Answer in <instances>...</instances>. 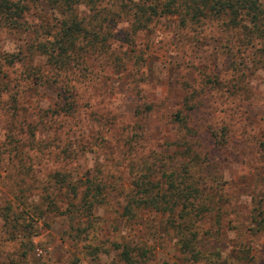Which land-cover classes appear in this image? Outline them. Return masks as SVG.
Returning a JSON list of instances; mask_svg holds the SVG:
<instances>
[{
    "label": "trees",
    "instance_id": "obj_1",
    "mask_svg": "<svg viewBox=\"0 0 264 264\" xmlns=\"http://www.w3.org/2000/svg\"><path fill=\"white\" fill-rule=\"evenodd\" d=\"M45 8L51 12L43 11ZM38 13L42 14L45 23H38L36 35L27 43L24 57L29 55L32 58L41 54L47 58L46 65L35 66L32 62L28 63L22 72L21 83L13 85V103L9 107L11 111L6 110V116L17 120L20 135L9 136V140L0 146V153L17 157L21 170L28 175L32 174V179L38 183L35 187L40 192L41 205L27 203L25 194V200L18 207L11 200H6L3 206L0 205V216L8 227L6 232L9 233L11 225L13 239L19 238L20 248H23L5 264H42L32 261L26 251L27 247L35 248L34 241L27 237L38 235L39 229L33 223L21 221L27 220L29 214L32 220H36L31 213L38 208V214L43 216L48 212L64 210L62 213L69 217L70 222L69 236L73 240L85 242L83 252L91 257L92 262H98L104 253H113L115 264H257L255 257L251 255V243L239 242L236 245L238 248L228 255H224L221 249H206V244L218 240L221 229L231 222L226 219L230 214L227 210L230 204L227 203L231 201L225 195L220 175L213 177L211 186L206 185L202 189L199 186L202 175L195 170L197 167L215 165L220 151H230L229 145L235 140V134L244 142L258 140L260 155L264 159V134L259 135L258 129L249 128L248 121L240 119L243 123L238 134L229 127L224 116H217L216 122L212 123L204 119L200 122L198 118L200 124H194L201 104L198 88L201 89L200 92H204L211 85L209 90L225 104L223 98L228 90H242L235 82H215L210 75L200 72L198 81L190 85L184 98L187 113L184 115L181 110L175 113L174 119L167 118L168 122H176L179 127L177 146L183 148L180 154L185 158L184 163L170 167L163 161L160 168L154 167V162L159 161V158H150L153 154H158V151L151 148L149 154L141 156L144 161L142 164L131 162L129 166L131 191L123 195L125 203L120 217L128 223L148 210L155 217L163 216V219L157 225L148 224L142 229L137 228L141 226L139 223L137 226L133 225L130 228L133 235L124 233L115 240L107 238V246L103 241L92 240L89 234L95 230L102 234V223L97 210L107 204L110 190L115 185L109 178L100 175L83 181L82 177L77 179L74 176L78 168H71L68 162L72 155L73 158H78V152L74 153L69 147L60 149L59 144H54L58 139V129L54 122H60L58 118L61 116L66 119L76 118L77 121L80 113L77 83L80 78L93 74L87 62V53L113 55L108 39L114 36L115 29L122 20L131 23L127 36L129 39L150 30L153 23L163 16H177L180 28L187 32L189 38L197 37L198 40L207 25L217 24L225 33H222L223 40L217 47V53L229 59L236 58L230 64L235 74L246 75L248 68L244 71V66H241L243 58H247L256 69L264 70L262 0H0V26L25 31L30 26V16ZM118 59L119 57L116 58ZM17 61H22V57L19 56ZM9 62L13 64L15 60L10 59ZM5 83L6 81L0 83L2 91L9 86ZM27 86H55L58 89L60 101L45 112L40 109L41 116H48L51 122L56 136L54 140H39L36 126H30L24 119L18 121L21 112L18 103L22 100V93ZM144 110L151 115L154 107L150 104L144 108L140 106L138 115H143ZM234 117V112H230V120L238 122L237 119L234 121ZM130 128L131 132L129 130L128 134H121L117 140L125 139L128 145L126 156L130 155L134 161L136 156L142 155L140 148L147 152L151 142L141 141L145 137L136 132L134 124ZM203 135L208 143L204 151L198 148V141ZM24 147L26 151L22 149ZM56 148L60 149L57 159L49 166L44 179L40 180L38 165L49 162L48 156L53 155ZM27 151L36 153L35 158L28 157ZM53 194L63 201L64 209L54 200ZM18 208L20 209L16 212ZM252 217L256 226L251 233L264 234V207L260 202L253 206ZM229 227L232 228L231 224ZM158 229L170 234L174 240L172 245L158 237ZM22 230L24 233H21ZM149 235L155 239H145ZM207 236L212 239L206 241L209 238ZM87 239L89 242H86ZM159 247L168 250L169 255L166 258L158 257Z\"/></svg>",
    "mask_w": 264,
    "mask_h": 264
},
{
    "label": "rangeland",
    "instance_id": "obj_2",
    "mask_svg": "<svg viewBox=\"0 0 264 264\" xmlns=\"http://www.w3.org/2000/svg\"><path fill=\"white\" fill-rule=\"evenodd\" d=\"M262 3L264 5V0ZM46 10L51 12L48 8L43 11ZM38 14L30 16V29L25 31L0 26V83L6 81L9 85L2 91L0 84V146L9 140V136L20 135L17 120L9 119L6 110L11 111V95L14 86L22 81L21 75L25 65L31 62L35 66L46 65L47 58L41 54L32 58L29 55L24 57L27 43L35 37L38 29L36 27L43 21L42 14ZM130 24L129 21L122 20L115 29L114 36L108 39L113 55L87 53V62L93 74L80 78L77 83L80 96L77 121L76 118L66 119L61 116L58 118L60 122H54L58 129V139L54 144H59L60 149L69 147L74 153L78 152V158H73L72 155L68 162L71 168H78L74 176L77 179L82 177L83 181L100 175L109 178L115 185V188L110 190L107 204L97 210L99 221L102 223V234L99 230L89 234L92 240L105 242V246L108 245L107 238L115 240L124 233L133 235L130 230L133 225L137 226L139 223L141 226L137 228L142 229L148 224L157 225L163 219V216L155 217L148 210L140 213L138 219L128 223L120 217L125 203L123 195L131 189L129 166L131 162L142 164L144 161L141 156L149 154L151 148L158 151V154H153L150 158H159V161L154 162V167L160 168L163 161L170 167L184 163L185 158L180 154L183 148L177 146L179 127L176 122H168L167 118L174 119L175 113L181 110L184 115L187 113L184 98L190 85L198 81L200 72L204 71L215 82H235L242 90H228L229 92L224 94L223 104L212 90H209L211 85L205 88L204 92H200L201 89L198 88L201 104L194 124L199 123L198 118L200 122L204 119L212 123L216 122L217 116H224L229 127L235 129L238 134L243 123L240 120L242 118L249 122V128L258 129L259 135L264 134V70L256 69L247 58H243L244 65L242 63L241 66H244V71L248 68L246 75L235 74L230 64L236 58L229 59L217 53L224 33L217 24L207 25L199 40L197 37L189 38L187 32L180 28L177 16L158 18L150 30H145L132 39L127 37ZM19 56L22 61H17ZM10 59L15 62L11 64ZM57 101H60V97L55 86H27L22 93V100L18 103L21 112L17 119H24L30 126H36L39 140H54L56 136L51 122L48 116H41L40 109L45 112ZM147 104L154 107L151 115L146 110L143 115H138L140 106L144 108ZM232 111L235 114L234 121L237 119L238 122L230 120ZM133 124L136 132L145 137L141 141L151 142L147 152L140 148L142 155L136 156L134 161L130 155L126 156L128 145L125 139L117 140L121 134H128ZM233 139L235 140L229 145L230 151H220L215 165L195 169L196 173L202 175L199 182L202 189L206 185L211 186L213 177L220 175L225 195L231 201L227 203L229 206L225 205L230 211L226 219L231 222L221 229L218 240L204 246L206 249H221L224 255H228L238 248L236 245L239 242L251 243V255L255 257L254 260L257 264H264V234L251 233L256 226L252 208L258 202L264 207V159L260 155L258 140L244 142L236 134ZM198 143V148L202 151L208 147L205 135L201 136ZM22 149L26 151L25 147ZM60 149L56 148L53 155L48 156L49 162L38 165L40 180L44 179L49 166L57 159ZM27 152L28 157L36 155L34 152ZM19 165L17 157L0 153V205L3 206L6 200H11L13 205L18 207L23 199L25 200L24 194L27 196V203H32L33 206L41 205L40 192L35 187L38 183L32 179V174H26ZM53 198L60 208L64 209L60 197L53 194ZM38 209L31 213L36 220H32L30 214L27 220H21L33 223L36 229H39L38 235L27 237L28 240L31 238L35 245V248L27 247L26 250L32 261L42 264H115L113 253H104L98 262H92L91 257L83 252L85 242L73 240V237L69 236L70 222L69 217L62 213L64 210L48 212L43 216L38 214ZM4 223L0 216V264H5L23 250L20 248V239H13L11 225L7 233L8 227ZM230 224L232 228H228ZM21 233H24L23 230ZM149 236H145V239H155ZM158 237L165 239L170 245L174 242L164 230L158 229ZM207 237L209 238H206V241H209L211 237ZM86 242H89V239ZM158 251V257L166 258L169 255L167 249L159 247Z\"/></svg>",
    "mask_w": 264,
    "mask_h": 264
}]
</instances>
